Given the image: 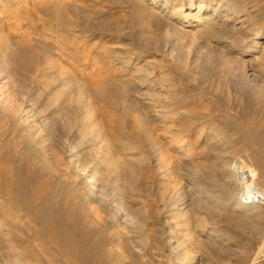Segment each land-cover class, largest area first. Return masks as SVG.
<instances>
[{
  "label": "rangeland",
  "instance_id": "obj_1",
  "mask_svg": "<svg viewBox=\"0 0 264 264\" xmlns=\"http://www.w3.org/2000/svg\"><path fill=\"white\" fill-rule=\"evenodd\" d=\"M198 4L212 26L237 8L251 30L231 46L202 31ZM69 148L145 211L138 227L92 197ZM230 155L264 189V0H0V264H264V204L171 218L187 180L227 196Z\"/></svg>",
  "mask_w": 264,
  "mask_h": 264
},
{
  "label": "bare ground",
  "instance_id": "obj_2",
  "mask_svg": "<svg viewBox=\"0 0 264 264\" xmlns=\"http://www.w3.org/2000/svg\"><path fill=\"white\" fill-rule=\"evenodd\" d=\"M223 1V0H222ZM232 1V0H231ZM219 3V2H218ZM226 3V2H225ZM190 4V3H189ZM226 5H228L226 3ZM231 6V4H229ZM177 11H182V4L176 6ZM197 12L194 13L195 15H193V13L191 14V16H199L198 11L200 10V4L197 5ZM202 7V6H201ZM215 7V6H214ZM218 8H216V10L218 9L217 13H219L221 6H216ZM229 7V6H228ZM228 10L229 12H227L224 15L223 18V22L225 21H229L232 22V25L230 27H228L227 25L224 24H216L217 26H212L209 23L210 20V14L208 16H197L196 20L197 22H199V24L202 26V31L203 32H208L211 33L212 29L215 28V30L213 29V31H215L216 33L219 34V36H223L225 38V42H227V44L231 45V46H236L239 44L238 41V37L243 35V31H250L251 28L248 27V23H247V19L246 16L243 15V13H239L241 12L239 9H234L229 7ZM213 10V9H212ZM215 10V9H214ZM213 10V11H214ZM190 14V12H186V15ZM228 23V24H229ZM198 24V23H197ZM215 25V24H214ZM250 26V25H249ZM201 29V28H200ZM214 33V32H212ZM238 34L239 36H235V34ZM211 37V36H210ZM256 37V32L253 31V36L252 38ZM207 38V37H206ZM243 38V37H242ZM12 45V44H11ZM9 45V46H11ZM7 47V45H6ZM8 48V47H7ZM240 49V48H238ZM242 49V48H241ZM230 50V47L227 48L226 51ZM8 52H11L7 49ZM16 51V50H15ZM234 51V50H233ZM229 52V51H228ZM241 52V50H240ZM235 50V52L233 53V55H228L226 52L222 51V56L225 60L228 61H232V62H240V60L242 59V57H240V55ZM221 53V52H220ZM13 56V55H12ZM49 57V56H48ZM5 58V57H4ZM18 60L21 62L23 60V57L18 56ZM250 62V61H249ZM242 63V62H241ZM50 68V67H48ZM62 68V67H61ZM236 69V68H235ZM252 68L251 66L248 68V71L252 72ZM260 70V69H259ZM43 71V70H42ZM254 72V71H253ZM261 74V73H260ZM251 75V74H250ZM254 75V74H253ZM253 77V76H252ZM256 77V76H255ZM63 79V78H62ZM73 80V79H72ZM64 81V79H63ZM65 84V83H64ZM59 89V88H58ZM53 91V90H52ZM68 93V92H67ZM69 112V111H68ZM78 118V117H77ZM193 126V125H192ZM84 128V127H83ZM87 128V127H86ZM76 129V128H75ZM85 130V128H84ZM83 130V131H84ZM81 132V131H80ZM92 140H99L100 139L104 140V136H102V134H99V131H92ZM78 137V136H77ZM90 137V136H89ZM100 138V139H99ZM215 140V139H214ZM98 141V142H99ZM105 141V140H104ZM218 141V140H217ZM96 142V141H95ZM216 142V141H215ZM100 144V143H99ZM220 144V143H219ZM98 145V144H97ZM221 147V146H220ZM96 148V147H95ZM70 152H69V161H71L72 165L75 168H80L82 173H85L86 176V182L89 184V188H90V192L92 197L95 200H100V201H104L105 205L107 206L109 211H112L115 216H117V219L119 220H113V221H119L118 224L122 225L123 228L126 227V225H134L135 227H138V217L136 214H140L143 213L144 214V210L140 211H135V208H132L129 204H127L128 202L125 200L124 195L121 192V189L115 185V181H112L111 183L109 182V184L107 183V185L105 184L103 190L99 188V179L97 178V174L95 175V173H93V171L91 169L88 168V166L85 163H82V161L79 160V158L77 157V154L75 153L74 150H72L71 148H69ZM225 150V149H224ZM263 151V150H262ZM188 152V151H187ZM190 152V151H189ZM215 152V151H214ZM228 153V152H227ZM257 154V152H256ZM259 155V154H258ZM257 155V157H258ZM231 156V155H230ZM220 157V156H219ZM243 158V157H242ZM259 158V157H258ZM263 158V157H262ZM229 159V158H227ZM244 159V158H243ZM259 160V159H258ZM262 162V161H261ZM246 163H248L246 161ZM244 162V160H242L240 157H236V156H231V158L222 163L221 166H223L222 171H221V175L223 177V183H222V187H223V192L225 195H227L226 197H224L223 195H219L214 193V191L208 189H202L200 188L199 185H195L192 181L187 180V182H185L181 187L176 188V189H172L169 193L168 196L166 198L167 203L171 206V208L174 210L171 213V218H173L175 215L180 216L183 221H184V216L188 215V212L192 211L191 205L194 204L195 202L198 203H207V204H211L212 207H220L221 206H225L229 203L233 204L232 210L234 211H242L243 215L245 214V216L249 215V216H254V217H261L263 216V211L261 209V206L264 204V189H261L260 187H258L257 183H256V177H255V172L253 171V168H250L247 164ZM264 166V161L263 163ZM96 167V166H95ZM99 167V166H98ZM252 167V166H251ZM97 168V167H96ZM219 168V167H218ZM264 168V167H263ZM78 170V169H77ZM220 170V169H219ZM195 176V175H194ZM116 179L118 178L117 176H115ZM172 179L174 178L173 176L171 177ZM217 178V177H216ZM175 179V178H174ZM219 179V178H218ZM108 180V179H107ZM222 180V179H221ZM220 180V181H221ZM218 181V180H217ZM216 181V182H217ZM219 181V182H220ZM218 182V183H219ZM220 184V183H219ZM221 185V184H220ZM193 189H195V193H193ZM137 195V194H136ZM140 198V197H139ZM131 199V198H130ZM182 199V200H181ZM181 200V201H180ZM134 201V200H132ZM179 202V203H178ZM135 203V201H134ZM135 205V204H134ZM59 207V206H58ZM197 207V206H196ZM215 207V208H216ZM44 208V207H43ZM48 208V207H47ZM57 208V207H56ZM55 208V209H56ZM95 208V207H94ZM54 209V210H55ZM195 209V208H194ZM222 209V208H221ZM137 210V209H136ZM170 211V210H169ZM40 212V211H39ZM61 212V211H60ZM108 212V211H107ZM195 212V211H193ZM57 213V212H56ZM55 213V215H57ZM106 213V212H105ZM62 214V213H61ZM109 214V213H108ZM164 214V213H163ZM197 215V214H196ZM59 216V217H58ZM56 218L58 220H60L61 223V216L58 215ZM139 216V215H138ZM205 216V215H204ZM170 217V216H169ZM60 218V219H59ZM138 218V219H137ZM169 218L168 223L171 224L172 227H176V223ZM180 218V219H181ZM191 218V217H190ZM204 218V217H203ZM114 219V216H113ZM116 219V217H115ZM189 219V218H188ZM187 219V220H188ZM193 219V217L191 218ZM188 220V222H190V220ZM198 219V218H197ZM197 219L195 221H197ZM63 220V219H62ZM164 220V219H163ZM199 221V220H198ZM182 222V221H181ZM194 222V221H193ZM201 222V221H200ZM207 222V221H206ZM64 223V222H62ZM58 224V223H57ZM141 224V223H140ZM182 224V223H181ZM184 224V223H183ZM187 224V222H186ZM192 226V229L188 228L191 231H196L197 228L200 227V224L198 222L195 223H190ZM60 225H58L57 227L59 228ZM65 226V225H64ZM61 227H63V225L61 224ZM64 228V227H63ZM219 228V227H218ZM63 230V229H62ZM165 230V229H164ZM173 231H171L172 233H175L174 229H172ZM128 231V230H127ZM198 232V231H197ZM219 230L217 228H215L214 226H211L210 228H206L205 229V233L206 235L209 237L210 235H214L216 233H218ZM59 233V230H58ZM160 233V232H159ZM162 233V232H161ZM52 234V233H51ZM164 234V233H163ZM167 234V233H166ZM168 235V234H167ZM195 235V234H194ZM171 236V235H170ZM173 236V237H172ZM171 237L167 238L164 242V246L167 245L170 249H175L176 245H174L172 243V238H174V235L172 234ZM217 236V235H216ZM190 238V237H189ZM178 239V238H177ZM175 242V241H174ZM177 242V241H176ZM163 243V242H162ZM178 245V244H177ZM171 252V250H170ZM174 252V251H173ZM97 253V252H96ZM174 255V254H173ZM168 256V255H167ZM177 257V256H176ZM175 258V257H174ZM93 259V258H92ZM174 264H184V260L183 261H178L176 258L174 260Z\"/></svg>",
  "mask_w": 264,
  "mask_h": 264
}]
</instances>
